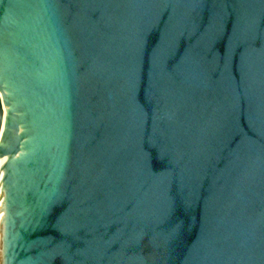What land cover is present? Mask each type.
Masks as SVG:
<instances>
[{
    "label": "water",
    "instance_id": "1",
    "mask_svg": "<svg viewBox=\"0 0 264 264\" xmlns=\"http://www.w3.org/2000/svg\"><path fill=\"white\" fill-rule=\"evenodd\" d=\"M2 264H264V0H0Z\"/></svg>",
    "mask_w": 264,
    "mask_h": 264
},
{
    "label": "bare ground",
    "instance_id": "2",
    "mask_svg": "<svg viewBox=\"0 0 264 264\" xmlns=\"http://www.w3.org/2000/svg\"><path fill=\"white\" fill-rule=\"evenodd\" d=\"M0 144H3V133L0 134ZM6 161L0 159V174L4 173ZM0 227H1V206H0ZM0 264H2L1 260V228H0Z\"/></svg>",
    "mask_w": 264,
    "mask_h": 264
}]
</instances>
